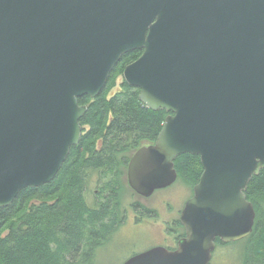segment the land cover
Wrapping results in <instances>:
<instances>
[{"label":"water","instance_id":"obj_1","mask_svg":"<svg viewBox=\"0 0 264 264\" xmlns=\"http://www.w3.org/2000/svg\"><path fill=\"white\" fill-rule=\"evenodd\" d=\"M132 51L122 79L168 115L131 156L129 187H170L182 154L202 172L177 248L123 264H209L216 238L241 241L254 224L245 191L264 169V0H0V208L55 177L81 137L78 98H95Z\"/></svg>","mask_w":264,"mask_h":264},{"label":"trees","instance_id":"obj_2","mask_svg":"<svg viewBox=\"0 0 264 264\" xmlns=\"http://www.w3.org/2000/svg\"><path fill=\"white\" fill-rule=\"evenodd\" d=\"M140 55L141 51L124 54L95 98H78L86 107L79 120L81 137L55 177L43 186L21 190L9 206L0 208V264H97L124 187L129 188L128 162L137 149L155 142L168 115L143 106L138 89L122 79L124 67ZM119 79V90L111 94ZM174 169L176 182L191 189L202 172L198 156L190 154L177 156ZM95 175L98 182L105 179L98 185L109 193L97 209H90L84 195ZM245 195L255 212L251 234L229 244L217 238L216 247L238 245L241 264H264V169L251 178Z\"/></svg>","mask_w":264,"mask_h":264},{"label":"rangeland","instance_id":"obj_3","mask_svg":"<svg viewBox=\"0 0 264 264\" xmlns=\"http://www.w3.org/2000/svg\"><path fill=\"white\" fill-rule=\"evenodd\" d=\"M119 83L120 79L117 81L116 86L111 91V94L119 90ZM95 189V180L91 179L87 185L84 195L88 205H91L93 201ZM128 189L124 187L122 202L125 204L130 203L133 199ZM191 191L192 189L183 181H178L166 190L155 192L150 199L144 201L146 205L154 209L155 220L151 221V224H154V226L140 228L137 234H134L137 248L147 249V246L151 241L150 238L155 239L156 236H165V232L164 230H160V226H162L163 222L170 223L173 219H178L179 211L182 208L183 203L190 197ZM130 236L131 235L126 236L124 233H118L113 236L110 244L108 245L109 247L100 250L98 255V259L100 258V261L97 264H120L128 256L124 247L130 242ZM166 243L168 246L174 245L173 239H169ZM240 255L241 248L238 245H230L225 248L220 247L215 251L209 264H241Z\"/></svg>","mask_w":264,"mask_h":264},{"label":"flooded vegetation","instance_id":"obj_4","mask_svg":"<svg viewBox=\"0 0 264 264\" xmlns=\"http://www.w3.org/2000/svg\"><path fill=\"white\" fill-rule=\"evenodd\" d=\"M93 179L95 180V183H96V189L94 190V196H93V201H92L91 205H88V204L87 205L90 209H97L101 205V203L104 202V197H106V194H108L109 192L104 188V186L98 185L102 181H104L105 179H103L101 182H98V177L96 175L92 177V180ZM174 184H172L170 187H172ZM102 187H103V189H102ZM170 187H167V188L162 189V190H166ZM193 187L194 186H192V189H193ZM128 190L131 193V197L133 198L132 201L128 204H125L121 200L119 201L118 196L115 193H112L114 196H116L118 198L119 203L117 204V211H116L115 220H114L115 222H114L113 228L110 231V235H109L108 240H107L108 242L106 241L102 245L100 250H103V249H106L107 247H109L108 245L110 244L112 237L118 233H124L126 236L131 235L129 237L131 239L130 242L127 243L124 247V250H126L125 252L128 254V256L120 264H123L127 259L131 258L132 256L139 254V253H142L144 251H147V250L154 248V247H164L170 251L175 250L177 248L178 241L182 237H184V233H185L183 227L181 226V224L179 222L180 212H181L185 202L189 198H191L193 192L191 191L190 197L183 203V206L179 211L178 219H173L170 223L163 222L162 226H160L161 229L160 228L159 229L164 230L165 236H162V237L156 236L155 239L150 238L151 241L149 242L147 249H144V248H137V244L135 241L134 234L136 235L140 228H143V227L148 228V226H154V224H151V221L155 220L154 209H152L148 205H146L144 203V201L150 199L154 195L155 192L162 191V190L155 191L149 197H143V196L138 195L130 187ZM169 239L170 240L173 239V241H174L173 246L167 245L166 242L169 241ZM100 250L98 251L97 256H96V262L97 263L100 261V258L98 259V255L100 253ZM216 250H217V247H216V243H215V249H214L212 256L214 255Z\"/></svg>","mask_w":264,"mask_h":264}]
</instances>
